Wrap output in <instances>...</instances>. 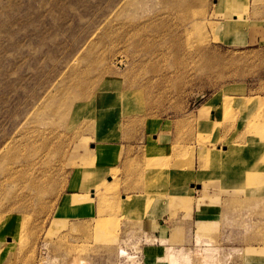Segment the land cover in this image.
I'll list each match as a JSON object with an SVG mask.
<instances>
[{
    "label": "rangeland",
    "instance_id": "obj_1",
    "mask_svg": "<svg viewBox=\"0 0 264 264\" xmlns=\"http://www.w3.org/2000/svg\"><path fill=\"white\" fill-rule=\"evenodd\" d=\"M263 30L264 0H0V264H246L264 195L221 206L200 158L264 141Z\"/></svg>",
    "mask_w": 264,
    "mask_h": 264
},
{
    "label": "bare ground",
    "instance_id": "obj_2",
    "mask_svg": "<svg viewBox=\"0 0 264 264\" xmlns=\"http://www.w3.org/2000/svg\"><path fill=\"white\" fill-rule=\"evenodd\" d=\"M251 101L252 100L249 97L246 99L242 98V100H240L239 102L242 105V107L248 108V103L249 102L251 103ZM212 111L216 116H220V112L218 109L214 108ZM253 120L254 118L249 120V122L247 121L245 123V126H248L246 127L245 132L252 134L254 136V139L250 138L249 140L248 137L247 139L248 143L246 142L244 143V145L241 144L242 147L238 149L235 147L232 148L230 147L232 143V141L230 140L235 139L233 136L228 137V139L226 138L227 140L223 139V137L220 138V136H218L217 140L223 142V144L225 145V149H221L220 146L216 147L215 142L211 143L210 147L203 146L204 148L203 160L202 158H200V164L203 163V168L207 170L208 178L206 179L210 180L215 178H223L225 184H227L228 186L230 185V183H233L235 185L234 188L231 190L228 188L224 190L225 192H230L228 194L229 196L227 195L226 198H224L225 205L228 202L232 201L233 199L236 200L238 195L243 196L244 194L245 198H251V199L256 196L263 197L264 195V190H263L264 184H262L264 182V162H261V155L264 154V141H261L260 138L258 137V133H256L257 129L255 127L257 123ZM215 121L216 118L214 116L213 119H211V121H208L207 123L206 120V122H204L203 124L211 125L209 127V130H213L214 128L212 127V124ZM234 133H237L236 130ZM203 144L205 143L203 142ZM86 168L87 167H83L82 169L80 168V170L78 171L79 173L77 172V176L82 174V172H86L87 170ZM244 182L250 184L251 188L248 189V185L243 184ZM74 197H75L74 195L71 198L65 196L63 198V201L65 199L66 201L71 199L73 201V199L76 198ZM252 224L254 225L253 220H252ZM203 232L204 234H208V231H203ZM206 236L205 238L202 239L209 240L207 239ZM246 249L247 250H246L245 258L246 260H248L246 264H262V259H263L262 254L264 253V246H257V247L249 246V248ZM121 250L124 249L122 248ZM206 254L209 255V251H207Z\"/></svg>",
    "mask_w": 264,
    "mask_h": 264
},
{
    "label": "crops",
    "instance_id": "obj_3",
    "mask_svg": "<svg viewBox=\"0 0 264 264\" xmlns=\"http://www.w3.org/2000/svg\"><path fill=\"white\" fill-rule=\"evenodd\" d=\"M263 31H264V30H263ZM100 139H106V137L100 136ZM99 141H102V140H99ZM110 145H118V144L109 143V142H104V143H100V144H98L97 146H110ZM94 148L96 149V147H94ZM100 148H103V147H100ZM100 148H98V152H99V153H101ZM223 186H224V188H223V191H224V190H226L227 188L230 189V190L233 189L235 185H234L233 183H230V185L228 186L227 184L224 183ZM224 192H225V191H224ZM226 193H227V192H226ZM224 198H226V196H224V195H223V197H220V198H219V201H221V202H220L221 206H222V203L224 202ZM212 201H213V203L210 202L209 205H210V206H211V205H216V203H217L216 201H217V200H216V199H212ZM220 210H221V209H220ZM198 211H199V212H198ZM204 211H205V209H204L203 207H201V208H199V209L197 210V212H198L197 214H199L198 216H199L200 218H202V219H203L204 216H205V215H204ZM195 213H196V211H195ZM198 216H197V217H198ZM197 219H198V218H197Z\"/></svg>",
    "mask_w": 264,
    "mask_h": 264
}]
</instances>
